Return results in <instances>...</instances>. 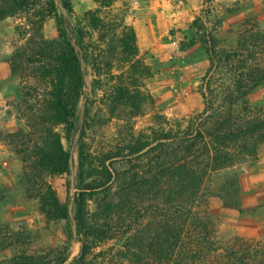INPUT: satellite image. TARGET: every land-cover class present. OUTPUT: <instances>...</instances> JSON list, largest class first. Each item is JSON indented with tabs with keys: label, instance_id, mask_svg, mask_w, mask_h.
Segmentation results:
<instances>
[{
	"label": "trees",
	"instance_id": "obj_1",
	"mask_svg": "<svg viewBox=\"0 0 264 264\" xmlns=\"http://www.w3.org/2000/svg\"><path fill=\"white\" fill-rule=\"evenodd\" d=\"M60 1L0 0V21L23 20L12 71L31 79L19 102L26 125L4 135L22 157L29 197L50 220L67 218L71 238L83 242L70 264H264V241L223 234L210 208L212 196L240 208L233 199L240 187L235 167L257 159L264 145V106L249 100L264 85L259 18L243 22L235 47L219 46L214 33L205 36L210 63L200 89L206 104L197 116L179 117L157 106L148 85L154 67L139 53L136 27L113 8L118 0H94L75 20L72 0ZM51 17L58 26L53 37L45 33ZM83 24L96 39L86 42ZM100 91L112 120L128 124L114 135L112 148L99 150L91 141L105 108L90 94ZM147 113L150 126L136 131L133 119ZM74 147L71 214L53 178L67 174L72 187ZM32 239L26 228L0 224V264H66L72 255L67 246L32 253ZM10 248V256L1 255Z\"/></svg>",
	"mask_w": 264,
	"mask_h": 264
},
{
	"label": "rangeland",
	"instance_id": "obj_2",
	"mask_svg": "<svg viewBox=\"0 0 264 264\" xmlns=\"http://www.w3.org/2000/svg\"><path fill=\"white\" fill-rule=\"evenodd\" d=\"M93 4L94 0H72L73 20ZM113 8L125 14L127 24H131L137 15L143 17L148 11L159 18L146 21L148 24L141 30L143 47L138 41L139 53L154 67V77L149 79L148 85L157 106L170 116H197L205 107L200 89L202 76L210 63L205 36L214 33L219 46L231 48L237 45L239 30L249 17L257 16L264 27V0H118ZM66 16L70 17L69 14ZM160 18H164V21ZM22 22L20 17L0 21V224L10 223L14 229L26 228L31 231L33 239L27 247L32 253L60 251L65 246L70 247L72 255L66 263L70 264L81 252L83 242L71 238L67 218L50 220L40 209L38 199L29 197L22 157L4 135L5 131L26 125L19 113V102L23 83L31 82V79L22 80L10 65L13 50L22 40L17 29ZM84 26L81 25V28L86 42L94 37L96 39L90 28ZM45 33L49 37L58 35L55 17L47 20ZM176 71H182L180 78L187 80L185 85L175 79L173 72ZM91 91L92 87L89 86L88 92ZM102 94L103 91L98 95L90 94L96 107L105 108L103 115L97 114L94 121L96 130L91 141L99 150L112 148L114 135L120 127L123 129L128 124V121L122 120L118 124L116 119L112 120V113L107 112ZM249 100L253 106H264V85L252 91ZM151 116L150 113L136 116L133 119L135 130H146L150 126ZM64 142L67 148L71 147L65 134ZM73 153L77 161L75 147ZM235 171L239 174L240 187L233 199L240 204V208L226 205L221 197L212 196L211 211L219 218L223 234H238L264 241V145L257 159L238 164ZM53 180L67 211L75 190L69 188L67 174ZM13 252L14 248H10L1 255L10 256Z\"/></svg>",
	"mask_w": 264,
	"mask_h": 264
},
{
	"label": "crops",
	"instance_id": "obj_3",
	"mask_svg": "<svg viewBox=\"0 0 264 264\" xmlns=\"http://www.w3.org/2000/svg\"><path fill=\"white\" fill-rule=\"evenodd\" d=\"M93 6H95V4H93V5H91L89 8H91V7H93ZM157 10V9H156ZM150 19H152V20H154V21H156L157 19H159V18H156V14H154V13H152V12H150V11H148V13H144V15H143V17H140L139 15H137V17H136V19L133 21V22H131V24H129V25H133V26H135L136 27V29L138 30V41H139V44H140V46L141 47H143L142 45V38H141V30H142V28L144 27V26H146V24H148V22H146V21H149ZM160 20H162V22L164 21V18H160ZM128 22V21H127ZM148 26H150V25H148ZM54 35V34H53ZM233 47L235 46V45H232ZM179 71H176V72H173V74L176 76V78L175 79H177V82L180 84L181 82H182V85H185V82L187 81V80H185V79H183V78H180V77H182L181 75H182V71H180L179 73H178Z\"/></svg>",
	"mask_w": 264,
	"mask_h": 264
},
{
	"label": "water",
	"instance_id": "obj_4",
	"mask_svg": "<svg viewBox=\"0 0 264 264\" xmlns=\"http://www.w3.org/2000/svg\"><path fill=\"white\" fill-rule=\"evenodd\" d=\"M60 6L64 12L65 15H68L69 12H68V9L67 7L64 5V3L62 1H60ZM88 85L91 86V81L88 80ZM71 164H72V176H71V185L73 187V189L76 191L77 190V184H76V169H75V156H74V153L72 151V154H71ZM73 207H74V198L72 199L71 201V204H70V212L71 214H73ZM77 224H74V233L75 235H77Z\"/></svg>",
	"mask_w": 264,
	"mask_h": 264
}]
</instances>
